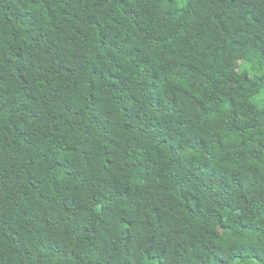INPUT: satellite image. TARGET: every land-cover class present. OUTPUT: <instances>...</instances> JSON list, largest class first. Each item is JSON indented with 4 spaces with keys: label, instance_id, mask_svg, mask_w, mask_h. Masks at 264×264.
I'll return each instance as SVG.
<instances>
[{
    "label": "trees",
    "instance_id": "trees-1",
    "mask_svg": "<svg viewBox=\"0 0 264 264\" xmlns=\"http://www.w3.org/2000/svg\"><path fill=\"white\" fill-rule=\"evenodd\" d=\"M264 0H0V264H264Z\"/></svg>",
    "mask_w": 264,
    "mask_h": 264
},
{
    "label": "rangeland",
    "instance_id": "rangeland-1",
    "mask_svg": "<svg viewBox=\"0 0 264 264\" xmlns=\"http://www.w3.org/2000/svg\"><path fill=\"white\" fill-rule=\"evenodd\" d=\"M264 94L263 93H261V96H263Z\"/></svg>",
    "mask_w": 264,
    "mask_h": 264
}]
</instances>
